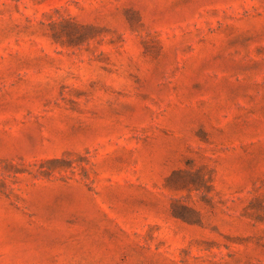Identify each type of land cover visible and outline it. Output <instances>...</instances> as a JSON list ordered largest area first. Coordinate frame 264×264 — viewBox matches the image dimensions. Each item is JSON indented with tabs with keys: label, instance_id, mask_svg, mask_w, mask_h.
Masks as SVG:
<instances>
[{
	"label": "rangeland",
	"instance_id": "rangeland-1",
	"mask_svg": "<svg viewBox=\"0 0 264 264\" xmlns=\"http://www.w3.org/2000/svg\"><path fill=\"white\" fill-rule=\"evenodd\" d=\"M0 264H264V0H0Z\"/></svg>",
	"mask_w": 264,
	"mask_h": 264
}]
</instances>
